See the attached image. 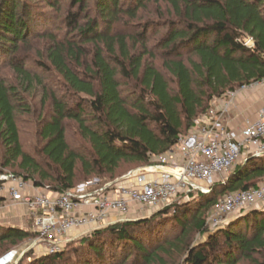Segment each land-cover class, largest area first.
I'll return each instance as SVG.
<instances>
[{"label":"trees","instance_id":"trees-1","mask_svg":"<svg viewBox=\"0 0 264 264\" xmlns=\"http://www.w3.org/2000/svg\"><path fill=\"white\" fill-rule=\"evenodd\" d=\"M134 3L124 10L121 0H96L91 17L83 15L86 0H72L78 9L68 12L66 26L75 36L52 37L45 60H40L72 96L47 94L51 115L39 130L44 165L22 149L16 117L21 92L0 77V164L16 162L23 173L15 176L55 192L77 186L78 167L85 177L97 176L87 180L96 179L95 185L114 181L121 162L152 164L170 150L213 99L264 79V0H168L173 13L161 24L167 30L160 46L165 72L145 59L153 58L145 41L141 50L131 52L127 38L113 31L121 13L134 18L144 5L143 0ZM31 20L23 0H0V50L6 49L2 44L14 51L23 44L31 34ZM248 37L252 46L245 44ZM12 68L22 84L38 78L21 63ZM119 74L135 82L129 96L123 94ZM66 120L74 122L75 134L85 143L69 146ZM246 158L209 192L181 194L149 216L91 230L35 264L69 260L66 246L71 243L78 245L73 264H237L239 259L264 264V209L217 226L207 221L224 194L264 179V155ZM105 175L111 179L102 180ZM35 235L33 230L0 226V243L14 245Z\"/></svg>","mask_w":264,"mask_h":264},{"label":"built area","instance_id":"built-area-1","mask_svg":"<svg viewBox=\"0 0 264 264\" xmlns=\"http://www.w3.org/2000/svg\"><path fill=\"white\" fill-rule=\"evenodd\" d=\"M245 44L252 46V38H246ZM253 83L264 84V79ZM235 93L227 92L228 101L216 112L198 117L191 130L154 163L114 181L95 185L94 179L55 192L37 188L12 173H0V212L11 207L27 210L35 242L45 244L46 254H55L91 230L129 220L144 210L163 208L181 194L209 192L216 179L231 172L242 156L264 155V101L253 120L236 129L223 123ZM258 202H264V183L226 193L214 204L210 225H221ZM16 255V250L7 251L0 264H13Z\"/></svg>","mask_w":264,"mask_h":264},{"label":"rangeland","instance_id":"rangeland-1","mask_svg":"<svg viewBox=\"0 0 264 264\" xmlns=\"http://www.w3.org/2000/svg\"><path fill=\"white\" fill-rule=\"evenodd\" d=\"M53 1L57 3V6H50ZM134 1L135 0H121V6L124 10L132 9L135 6ZM143 2V7L138 8L136 11V17L130 18L126 13H121L120 21L114 25L113 31L115 33L122 34L127 38L131 52L141 50L142 42L145 41L147 48L153 55V58L145 56V59H148V61L154 63V65L161 71L165 72L161 67V54L164 52V49L160 46L161 39L166 32L167 27L162 26L161 24H163L164 19L172 18L173 11L168 3V0H143ZM23 3H25L26 9L30 11V17L32 18L29 22L31 34L27 37V40H25L23 44L21 42L18 43V48L15 51L11 48V45H1L6 47V49L0 50V77L4 78L8 84L17 85L21 92L22 103L20 104V109H17L16 111V117L19 130V140L22 149L35 161L44 165V159L39 151V148L44 141L39 137V130L48 121L51 115V100L47 94L56 92L59 96L64 95L67 98H71L72 96H70V93H67V91L62 89L63 87L60 85L61 79L57 76V74L48 70L49 68H42L40 66V60H45L46 49L52 37H56L59 40L72 37L73 35L75 36V32H72L66 26V15L69 11L76 12L78 8L77 5L72 6V0H23ZM84 9V16H95L96 0H86V6ZM83 19H81V23H84ZM143 31L146 32L144 40L141 35ZM132 45L135 47H132ZM90 51L91 49L89 47L88 52ZM15 63H21L27 67L34 76L36 75L40 79L41 83L38 82V78H35L30 85L25 83L22 84L12 68ZM117 78L121 85V89L123 90V94L129 96L134 90L133 88L135 82L122 78L120 74L117 75ZM263 87L264 86H259L258 84L253 83L250 88L243 89L240 87L236 90L238 93L239 91L248 90L246 97L249 99L250 104L249 107L247 106V113L253 114L259 105H261V100L258 99L259 97H254V94L257 93V90L262 89ZM226 99H229L226 95L221 98L213 99L209 103L207 111L200 114L199 117L207 113L212 114L211 111L216 112L224 105V101ZM68 100L70 104L72 99ZM245 119L246 118H243L242 121H245ZM247 119L249 118L247 117ZM65 126L66 139L70 147L76 148L79 143H85L75 134V124L73 121L66 120ZM0 151H3L1 139ZM246 160L247 158L244 155L238 160L236 165L243 164ZM146 165L149 164L139 162H121L113 178L119 179L128 172L137 170ZM1 172L13 174L23 173L19 168H17L16 162L7 166L0 164V173ZM231 172L226 175L219 176L216 181H223ZM92 177L96 178L97 176L92 175L85 177L78 167L76 170L75 185L88 182L87 180H91ZM108 179H111L108 175L102 177V180ZM47 182L48 181H45V183ZM263 183L264 179H260L257 184L259 185ZM222 195L223 192L219 193L218 197H221ZM7 210L8 212H0V226H21L22 222L25 230H32V223L28 217H17L19 212L16 214L9 212L10 210L13 212L17 211V208L15 209L11 207ZM157 210L159 209L150 211V213L147 210H144L140 212V215H135L131 218L136 220L141 216H149ZM7 214H9L8 217H6ZM207 216V221L211 224L212 213H207ZM75 244L76 243H71L66 246V255H71L69 260H61L59 262L56 261L50 263L47 262V264H73V258L75 256L74 246H78ZM5 248L17 251L16 259L13 264H35L41 256L46 254L45 244L42 242H35V238L32 236L23 241L17 242L14 245L0 243V257L9 251L5 250ZM237 264H247V262L244 259H239Z\"/></svg>","mask_w":264,"mask_h":264},{"label":"crops","instance_id":"crops-1","mask_svg":"<svg viewBox=\"0 0 264 264\" xmlns=\"http://www.w3.org/2000/svg\"><path fill=\"white\" fill-rule=\"evenodd\" d=\"M258 85L264 86V84H258ZM247 91L248 90H245V91L243 90V91H239V93L236 91L235 96L232 98L231 103L228 106L227 112H226L224 120H223V123L227 128L236 129L239 126L243 125L246 121H251L255 118L256 112L261 105H259V107L254 111L253 114L247 113L248 112L247 109H248L249 104H250L249 99L246 97ZM256 92L257 93L254 94L255 95L254 97H256V98L259 97L258 99L261 100V104H262V102L264 101V87L262 89L257 90ZM227 101H228V99H226L224 102L226 103ZM223 106H221L220 108H222ZM247 117L249 119H247ZM243 118H246L247 120L245 119V121H242ZM1 187H2V183L0 182V188ZM16 208H17V211L13 212L12 210H10L9 212L10 213L12 212L15 214L19 212L17 214L18 215L17 217H20V216L28 217L27 210H25L21 207H16ZM252 209H264V202H258L256 204H254L253 206H250L247 210L242 211L241 214H244L247 211H250ZM3 212H8V210L2 211L1 213H3ZM8 216H9V214H7L6 217H8ZM28 219H29V217H28ZM14 227L24 229L22 222H21V226H14Z\"/></svg>","mask_w":264,"mask_h":264},{"label":"water","instance_id":"water-1","mask_svg":"<svg viewBox=\"0 0 264 264\" xmlns=\"http://www.w3.org/2000/svg\"><path fill=\"white\" fill-rule=\"evenodd\" d=\"M152 211H154V210H152ZM149 213H150V211H148ZM147 212V213H148ZM239 214H241V213H238V214H234L233 216H231L229 219H233L234 217H236L237 215H239ZM140 215V214H139ZM142 215V214H141ZM141 217H143V216H141ZM132 219V218H131Z\"/></svg>","mask_w":264,"mask_h":264},{"label":"bare ground","instance_id":"bare-ground-1","mask_svg":"<svg viewBox=\"0 0 264 264\" xmlns=\"http://www.w3.org/2000/svg\"><path fill=\"white\" fill-rule=\"evenodd\" d=\"M3 261H1V264H2Z\"/></svg>","mask_w":264,"mask_h":264}]
</instances>
